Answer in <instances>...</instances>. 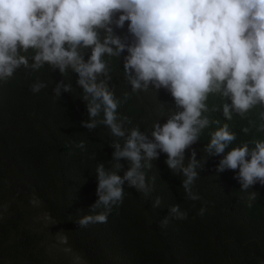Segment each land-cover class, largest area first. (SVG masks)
Here are the masks:
<instances>
[{
  "label": "clouds",
  "instance_id": "clouds-1",
  "mask_svg": "<svg viewBox=\"0 0 264 264\" xmlns=\"http://www.w3.org/2000/svg\"><path fill=\"white\" fill-rule=\"evenodd\" d=\"M126 25L121 37L116 30ZM101 31L106 33L103 39ZM82 49L90 50L87 57ZM125 52L123 71L132 93L163 89L179 109L163 124L154 123L150 136L138 125L126 127L132 121L118 114L121 101L109 88L104 57ZM46 65L61 75L69 69L76 74L89 114L82 127L91 131L103 125L113 138L111 169L103 163L95 169L98 199L92 211L96 214L80 218V228L107 223L113 209L123 203L125 185L147 199L156 178L149 183L145 170L153 167L160 153L166 154L173 174L183 176L186 197L197 201L201 197L192 187L199 178V164L192 150L185 166V152L210 125L204 115L209 96L225 98L222 112L228 121L233 113L243 118L257 108L264 120V0H0V83H7L22 67L38 71ZM46 87L36 82L30 90L37 94ZM62 90L71 91V85L57 83L54 96L59 98ZM124 99H129L128 93ZM242 131L248 134L250 129ZM258 131L264 132V124ZM209 136L204 150L223 157L216 171L237 173L233 179L240 192L248 194L251 208L258 193L249 190L264 186V139L230 147L237 135L228 123ZM76 147L84 149V142ZM121 161L127 162L126 168ZM161 203L156 197L152 207ZM206 211L201 207L198 214ZM187 217L174 205L160 226Z\"/></svg>",
  "mask_w": 264,
  "mask_h": 264
},
{
  "label": "trees",
  "instance_id": "trees-1",
  "mask_svg": "<svg viewBox=\"0 0 264 264\" xmlns=\"http://www.w3.org/2000/svg\"><path fill=\"white\" fill-rule=\"evenodd\" d=\"M116 33L125 35L124 30ZM105 35L101 31V39ZM81 52L87 57L90 50ZM27 55L31 63L33 53ZM124 55L127 53L104 57L109 88L121 101L118 114L132 121L126 127L138 125L150 136L154 123L163 124L179 109L163 89L149 87L132 93L123 71ZM77 79L71 69L61 75L46 65L38 71L22 67L7 83H0V264H72L70 255L86 264L264 262V186L257 184L249 190L258 193L249 208L248 194L240 192V184L233 179L237 173L217 172L223 157L210 156L204 150L209 133L224 123L237 135L230 147L264 139V132L258 131L264 124L260 109L243 118L233 113L228 121L222 112L225 98L209 96L204 115L210 125L199 142L185 152L184 161L186 166L194 150L199 178L192 191L200 200L186 197L183 176L173 174L165 163L166 154L160 153L153 167L145 170L149 183L156 178L147 199L125 185L123 203L113 209L107 223L80 228V218L96 214L92 211L98 199L95 169L100 163L111 169L114 149L105 126L91 131L82 127L89 114ZM36 82L47 87L33 94L30 86ZM60 82L71 85V91L62 90L56 98L53 89ZM125 93L129 94L126 101ZM245 127L250 129L248 134L242 131ZM81 141L84 149L76 147ZM121 163L127 167V162ZM156 197L162 199L159 208L152 207ZM174 205L188 213L187 219H173L162 228L160 221ZM201 207L207 208L203 216L198 214ZM42 214L53 224L45 226L39 220ZM58 229L66 239L63 249L67 255L57 245Z\"/></svg>",
  "mask_w": 264,
  "mask_h": 264
},
{
  "label": "rangeland",
  "instance_id": "rangeland-1",
  "mask_svg": "<svg viewBox=\"0 0 264 264\" xmlns=\"http://www.w3.org/2000/svg\"><path fill=\"white\" fill-rule=\"evenodd\" d=\"M126 28L127 26H125V29H124V33L126 35ZM40 221H42L43 223H45V226H50L53 224V222L51 220H49V218H47V216L45 215H40V218H39ZM56 240H57V245L59 246L60 249H63V245L65 244L66 242V239L65 237L63 236L62 232L60 229H58V232L56 234ZM65 252V251H64ZM64 252H62L64 254ZM66 255L67 253L69 252H65ZM70 255V254H69ZM73 256V257H72ZM75 256V257H74ZM71 258H74V260L72 261V264H86V262H84L81 258L77 257L76 255H70Z\"/></svg>",
  "mask_w": 264,
  "mask_h": 264
}]
</instances>
